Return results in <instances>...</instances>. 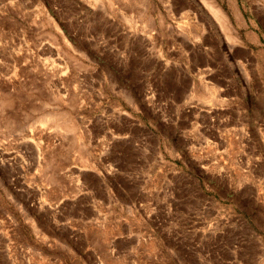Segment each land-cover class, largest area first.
<instances>
[{"label":"rangeland","instance_id":"1","mask_svg":"<svg viewBox=\"0 0 264 264\" xmlns=\"http://www.w3.org/2000/svg\"><path fill=\"white\" fill-rule=\"evenodd\" d=\"M188 1L189 15L176 19L171 0H0V264H128L129 259L109 257L107 251L95 258L69 240L68 235L81 234L91 249L101 238L94 224L66 220L75 212L72 199L87 198L77 176L90 182L91 175L76 162L61 169L68 154L62 159L58 151L80 137L79 168L110 171L106 149L112 137L99 133V123L125 110L136 113L141 94L155 98L174 83L160 71L146 73L156 69V51L143 46L169 40L197 47L212 40L217 62L224 64V48L244 32L229 20L233 5L251 23L245 29L254 32L251 46L260 54V65L236 62L233 73L252 77L259 69L264 75V0ZM147 52L152 58L144 56ZM177 84L183 89L182 79ZM148 144L155 155V139ZM158 150L168 160L165 172L187 170V163L172 161L168 144ZM189 185L193 205L199 195L196 183ZM119 212L129 217V211ZM244 255L227 264L258 263ZM179 261L197 264L186 257ZM163 262L177 264L171 257ZM201 264L220 263L212 257Z\"/></svg>","mask_w":264,"mask_h":264},{"label":"crops","instance_id":"2","mask_svg":"<svg viewBox=\"0 0 264 264\" xmlns=\"http://www.w3.org/2000/svg\"><path fill=\"white\" fill-rule=\"evenodd\" d=\"M171 2L174 18L189 15L188 0ZM229 17L244 32L241 40L224 48L228 58L224 64L217 62L212 40L197 47L169 40L143 46L156 51V69L146 73L153 76L160 71V77L175 84L155 98L141 94L136 113L125 110L99 123V133L112 137L106 149L110 171L79 168L80 137H75L73 146H61L59 158L68 154L61 169L76 162L77 169L91 175L90 182L77 176L87 198L72 199L75 212L66 220L94 224L101 239L89 249L81 234L68 235L80 251H91L95 258L107 251L109 257L129 259L128 264H164L165 257L177 264L183 257L197 264L214 257L227 264L245 252L244 257L264 264V75L259 69L252 77L233 73L236 62L260 65V54L251 46L254 32L245 29L251 23L233 5ZM144 56L152 58L150 52ZM179 79L184 81L183 89ZM152 138L157 149L153 156L148 144ZM165 144L172 161L187 163V170L164 171L168 160L158 149ZM148 165L155 169L148 170ZM142 166L139 173L136 168ZM178 176L186 181L177 182ZM189 182L196 183L199 195L193 205ZM121 210L129 211V217ZM248 247L252 249L246 252ZM225 249L231 254H223Z\"/></svg>","mask_w":264,"mask_h":264}]
</instances>
